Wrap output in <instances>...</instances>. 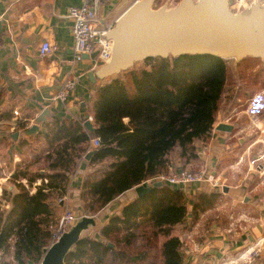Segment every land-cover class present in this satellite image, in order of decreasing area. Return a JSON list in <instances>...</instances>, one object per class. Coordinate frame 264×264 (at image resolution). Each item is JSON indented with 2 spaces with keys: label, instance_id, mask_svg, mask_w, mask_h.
<instances>
[{
  "label": "trees",
  "instance_id": "16d2710c",
  "mask_svg": "<svg viewBox=\"0 0 264 264\" xmlns=\"http://www.w3.org/2000/svg\"><path fill=\"white\" fill-rule=\"evenodd\" d=\"M227 60L200 54L153 57L139 68L135 65L110 77L97 87L92 101L93 133L85 130L84 115L46 120L36 134L45 143L36 150L44 163L40 169L46 172L18 164L9 177L13 189L5 187L1 192L0 251L14 238L13 262L1 264L40 261L61 215L55 199L66 194L71 173L90 150L91 136H98L100 145L94 148L79 186L80 211L90 216L98 217L124 192L168 174L177 159L182 166L196 159L195 142L210 140L225 85L232 78ZM248 61L264 63L245 57L237 65L240 73ZM250 97L243 96L234 105ZM3 116L0 113V120ZM22 118L21 130L29 122L28 116ZM37 179L41 182L31 192L28 187ZM220 196L215 189L197 191L188 211L180 186L156 185L111 215L97 235H83L64 264H182V242L175 227L187 215L196 220L200 213L217 212L214 208Z\"/></svg>",
  "mask_w": 264,
  "mask_h": 264
},
{
  "label": "crops",
  "instance_id": "0c3cea01",
  "mask_svg": "<svg viewBox=\"0 0 264 264\" xmlns=\"http://www.w3.org/2000/svg\"><path fill=\"white\" fill-rule=\"evenodd\" d=\"M134 1L97 0V19H102L104 25L112 26ZM81 2L82 0H0V113H4L3 119L0 120V168L2 171L9 169V176H0V184L8 180L20 161L30 160L27 154H31L33 149L45 146L42 139H37L36 134L28 139L12 137L14 132L24 130L18 129L22 117L28 116L27 127H29L35 123L36 117L46 110L45 120L38 123L39 131L43 130L44 122L51 116L59 119L78 118L82 115L86 118L92 117L91 105L96 89L109 80L108 78L97 80L94 84L90 83L88 73L102 64L94 54L84 55L79 61L75 60L71 20L67 16V9ZM42 41H48L54 47L53 51L45 56L39 53ZM66 79L75 80L76 85L67 99L60 101L56 98V94ZM13 110H17L18 115H14ZM91 121L95 127L93 118ZM221 122L223 121L215 122L207 143L195 142L198 153L196 159L206 154L207 158H210V163L217 162L225 156V151L229 150L230 146H235V143L229 144L230 136L233 135L232 131L215 130V126ZM259 124L262 125L261 122ZM23 141L26 144H23ZM258 141L260 139L247 143V146L243 148V154L246 155L255 148L257 154L263 149L264 142L262 141V148H259ZM238 142L242 143V139H238ZM203 147L207 153L201 151ZM196 159L184 166L196 162ZM87 162L88 160L83 156L71 173L67 189L69 205L78 210L80 208L79 186L88 171ZM239 162L241 161L230 166L235 168L240 164ZM181 168L185 167H182L177 159L169 173ZM186 169L192 170L187 167ZM41 171L46 172L43 169L39 170L40 173ZM205 171L211 175L212 179L221 181L223 195L232 199L229 205L230 210L225 212L224 206L227 202L225 205L215 207L217 211L215 213L213 210L200 213L196 220H193L191 215H187L184 222L175 227V234L182 242V264H244L248 259H251L249 264H264V227L261 228V224L248 226L239 220L228 232L229 215L234 214L235 210L238 211L241 208L238 216L243 215L250 220V217L245 214V208L237 207V204L240 199L247 200L243 191L247 188L246 180L253 175L250 173L252 171L248 170L242 175L238 173L217 175L211 169H205ZM150 182L149 179L142 184L149 186ZM180 188L186 196L188 211L191 210L192 197L197 191L205 188L218 190L209 182L180 186ZM11 189L13 187L9 186V190ZM135 195L133 188L111 201L96 217V226L90 228L85 234H96L99 227L106 223L111 215L118 214ZM56 205L62 209L64 203L56 202ZM5 207L8 206L5 205ZM250 250H255L256 254L249 258ZM9 257L13 261V257Z\"/></svg>",
  "mask_w": 264,
  "mask_h": 264
},
{
  "label": "water",
  "instance_id": "95a60500",
  "mask_svg": "<svg viewBox=\"0 0 264 264\" xmlns=\"http://www.w3.org/2000/svg\"><path fill=\"white\" fill-rule=\"evenodd\" d=\"M155 0L134 1L105 33L112 42L110 58L88 73L90 83L120 75L153 57L180 55H211L240 62L245 57L264 62V3L255 0L235 12L229 0H180L175 6L154 7ZM1 27V23H0ZM47 111L36 117L35 123L12 137L28 139L39 131L38 123L45 120ZM84 128L93 133L95 127L88 118ZM233 125L218 123L215 130L231 132ZM95 149L84 158L89 160ZM43 173V171H41ZM161 181L134 188L136 195L150 191ZM95 216L81 215L58 241L43 248L38 264H64L67 253L79 239L95 227ZM111 245V244H109ZM1 256V254H0ZM28 264H34L28 260Z\"/></svg>",
  "mask_w": 264,
  "mask_h": 264
},
{
  "label": "rangeland",
  "instance_id": "374dc122",
  "mask_svg": "<svg viewBox=\"0 0 264 264\" xmlns=\"http://www.w3.org/2000/svg\"><path fill=\"white\" fill-rule=\"evenodd\" d=\"M179 1L180 0H155L154 7H159L163 4H166L168 7H172L175 6ZM253 1L254 0H245V2L243 3L244 6L242 5L238 7V4L235 0H229V5L233 11L239 12L242 9L246 8L247 5ZM142 63L143 62L138 63L136 67H141ZM226 63L229 74L232 78L228 80L227 84L225 85L220 108L218 113L216 114L215 122L223 121L234 125V128L232 130L233 135L230 136L229 141L231 140V142H229V144L231 145V143H235V146H230V149L225 151V156H223V158L221 159H218L217 162L214 161L210 163V158L208 159L206 154H204L200 159H196V162H192L191 164L182 167H187L192 170L211 169L213 173L216 172L214 174L217 175L237 173L239 175H242L244 172L248 171V160L252 157L253 154H256L257 150L256 148L251 149L248 154L244 155L243 148L247 146V143L255 139H260V141H258L259 148H262V141L264 142V63L260 61H248L243 63V71L241 72L244 75L243 79L239 77L240 71L238 70L237 66L239 62H236L234 59H229ZM248 95H251V97L247 101L244 100V104L242 102V104L240 105H234L236 103H239V101H242L243 96L245 97ZM260 122L262 123L261 126L259 124ZM238 139H242V143L238 142ZM204 148L205 147L201 148V151H205L207 153ZM33 150L34 151L31 154H27V157H29L30 160L20 161L19 163L21 164V167L27 164V167L30 171H37L40 169V167L44 166V163L41 160V157H39V155L37 154V150ZM239 160L241 162H239L240 164L237 167L233 168L230 166ZM8 172L9 169H4L2 171V168H0V176H9ZM250 173H252L253 175L249 180H246L247 188L243 191V194L246 195L247 200H245V198L240 199L237 207L239 206L245 208V214L250 217V220H247L246 217H244L245 220H241L243 224H248V226L261 224L262 228L264 227V174L260 177L257 172L252 171ZM22 181L26 183V180ZM40 182V179H37L32 184V186L28 187L30 191L33 192L36 185L40 184ZM9 186L13 187V184L8 178V180L0 184V196L2 189L7 187L9 190ZM218 190L220 191L221 196L217 200L216 207L222 204L225 205V203L228 202L224 206L225 212H227L230 210L229 205L232 199L229 196L223 195L222 189H220L219 187ZM62 197H65L63 203L66 204V206H68V209H70L76 215V218L81 215H86L81 213L80 208L78 210L76 207L72 208L69 205L67 192ZM57 199L58 198H56L55 201ZM63 208L67 207L63 206L62 209H58V214L63 213ZM239 211H241V208H239L238 211L235 210V217L238 216V214L240 213ZM13 243L14 238L9 241L8 248L0 251V264L6 261H12V258H10L9 256L13 257V248L11 246L13 245Z\"/></svg>",
  "mask_w": 264,
  "mask_h": 264
},
{
  "label": "built area",
  "instance_id": "2783aa9c",
  "mask_svg": "<svg viewBox=\"0 0 264 264\" xmlns=\"http://www.w3.org/2000/svg\"><path fill=\"white\" fill-rule=\"evenodd\" d=\"M136 1V0H135ZM237 6H244L240 3L241 0H235ZM255 1V0H254ZM97 0H82L79 5H71L67 9V16L71 20V36L73 41V49L75 53V60H81L84 55L94 54L100 63L106 62L111 55L112 42L105 37V33L112 26L104 25L102 19H97ZM54 47L48 41H42L39 46V53L41 56H45L52 52ZM76 82L73 79H66L58 93L56 98L60 101H65L75 88ZM14 115H18L17 110H13ZM92 120V117H88ZM217 122V121H216ZM219 122V121H218ZM215 125V123L213 124ZM100 145V139L98 136H91L88 142L89 149H94ZM248 170L257 172L260 177L264 174V146L256 155L252 156L247 163ZM151 182L161 181L169 185H192L200 182H209L212 187L220 188V180L212 179L211 175L207 174L205 169L200 170H189L181 168L175 172L168 174H159L150 179ZM65 197H59L56 202H64ZM64 211L60 215L57 224L52 230L50 239V245L61 237L69 227L76 220V215L68 209V206L64 204ZM240 217V218H239ZM245 220L243 215L235 217L233 213L229 215V228L228 232L232 230L236 222L239 220ZM256 254L255 250H250L249 258ZM251 259H248L246 263L249 264Z\"/></svg>",
  "mask_w": 264,
  "mask_h": 264
},
{
  "label": "bare ground",
  "instance_id": "6f19581e",
  "mask_svg": "<svg viewBox=\"0 0 264 264\" xmlns=\"http://www.w3.org/2000/svg\"><path fill=\"white\" fill-rule=\"evenodd\" d=\"M264 3V0H261ZM245 2V0H243V3ZM241 3V2H240Z\"/></svg>",
  "mask_w": 264,
  "mask_h": 264
},
{
  "label": "clouds",
  "instance_id": "9594fccd",
  "mask_svg": "<svg viewBox=\"0 0 264 264\" xmlns=\"http://www.w3.org/2000/svg\"><path fill=\"white\" fill-rule=\"evenodd\" d=\"M241 3H243V0H241Z\"/></svg>",
  "mask_w": 264,
  "mask_h": 264
}]
</instances>
